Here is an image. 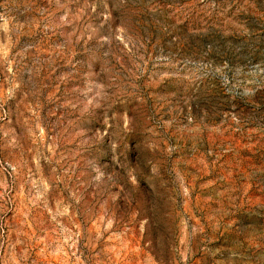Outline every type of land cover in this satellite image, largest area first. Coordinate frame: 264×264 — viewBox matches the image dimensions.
<instances>
[{
	"label": "rangeland",
	"instance_id": "rangeland-1",
	"mask_svg": "<svg viewBox=\"0 0 264 264\" xmlns=\"http://www.w3.org/2000/svg\"><path fill=\"white\" fill-rule=\"evenodd\" d=\"M0 264H264V0H0Z\"/></svg>",
	"mask_w": 264,
	"mask_h": 264
}]
</instances>
